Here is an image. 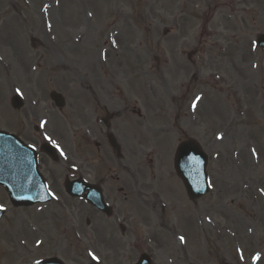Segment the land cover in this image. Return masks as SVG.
Masks as SVG:
<instances>
[{
  "label": "rangeland",
  "instance_id": "rangeland-1",
  "mask_svg": "<svg viewBox=\"0 0 264 264\" xmlns=\"http://www.w3.org/2000/svg\"><path fill=\"white\" fill-rule=\"evenodd\" d=\"M84 27V46L67 55L66 35ZM261 34L264 0H0V130L60 154L39 160L50 204L15 209L0 188V264H133L144 254L152 264H264ZM106 88L122 92L116 117L127 126L105 122L123 154L100 135L104 123L84 118L88 103L105 108ZM185 138L208 156L210 193L195 202L173 170ZM73 177L98 185L113 216L68 197Z\"/></svg>",
  "mask_w": 264,
  "mask_h": 264
},
{
  "label": "water",
  "instance_id": "water-1",
  "mask_svg": "<svg viewBox=\"0 0 264 264\" xmlns=\"http://www.w3.org/2000/svg\"><path fill=\"white\" fill-rule=\"evenodd\" d=\"M264 43V40L262 41ZM15 109L21 107L18 98L12 100ZM43 150L52 155L53 151L48 147ZM176 171L183 180L188 194L192 198H198L206 194V184L204 169L206 157L201 153L198 145L192 141L181 144L176 155ZM195 169L194 179L187 181L185 176L190 175L183 170ZM186 174H184V173ZM190 173V172H189ZM194 174V170L192 172ZM0 186L7 191L9 198L15 207L30 206L37 202H44L47 198L44 195V184L36 170L35 153L23 146L15 137L0 132ZM86 188L77 185L76 192H81ZM95 202L99 203L96 199ZM3 213L0 211V217ZM39 264H59L55 261L43 262Z\"/></svg>",
  "mask_w": 264,
  "mask_h": 264
},
{
  "label": "bare ground",
  "instance_id": "bare-ground-1",
  "mask_svg": "<svg viewBox=\"0 0 264 264\" xmlns=\"http://www.w3.org/2000/svg\"><path fill=\"white\" fill-rule=\"evenodd\" d=\"M87 32L85 28H83V30L79 33H74L73 36H71L67 42V45H65L66 47V52H76L77 49H79L81 47V44L80 42L82 40L83 41V44H85V41H86V37L83 38L84 36V33ZM26 62V61H25ZM119 66L121 68H123L122 64H119ZM30 69V67L28 66L27 62L24 63L22 65V68H21V72L23 74H28V70Z\"/></svg>",
  "mask_w": 264,
  "mask_h": 264
},
{
  "label": "flooded vegetation",
  "instance_id": "flooded-vegetation-1",
  "mask_svg": "<svg viewBox=\"0 0 264 264\" xmlns=\"http://www.w3.org/2000/svg\"><path fill=\"white\" fill-rule=\"evenodd\" d=\"M101 114L102 113H99L98 111H96L95 108L89 106L85 109V115H84V118L88 117V119L93 122V123H96L100 120V117H101ZM87 115V116H86ZM91 124V123H90ZM86 130H91V127L90 126H85L84 127Z\"/></svg>",
  "mask_w": 264,
  "mask_h": 264
},
{
  "label": "snow or ice",
  "instance_id": "snow-or-ice-1",
  "mask_svg": "<svg viewBox=\"0 0 264 264\" xmlns=\"http://www.w3.org/2000/svg\"><path fill=\"white\" fill-rule=\"evenodd\" d=\"M197 99H199V97H198ZM218 138H219V137H218ZM180 241H181V243H183V242H184V238L181 237V238H180ZM253 259L256 260V259H258V257H254Z\"/></svg>",
  "mask_w": 264,
  "mask_h": 264
}]
</instances>
